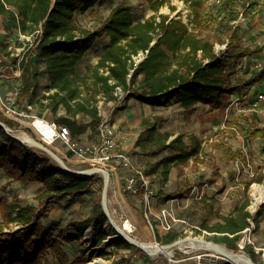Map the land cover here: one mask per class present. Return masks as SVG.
I'll use <instances>...</instances> for the list:
<instances>
[{"label": "trees", "instance_id": "trees-1", "mask_svg": "<svg viewBox=\"0 0 264 264\" xmlns=\"http://www.w3.org/2000/svg\"><path fill=\"white\" fill-rule=\"evenodd\" d=\"M114 1L0 0V17L12 22L22 34L32 35L39 29L43 32L32 55L21 63V100L31 102L34 99L39 87L37 64L43 63L54 92L43 94L37 99L38 106L33 107L52 114L55 117L54 124L68 127L73 139L89 132L96 133L101 121L97 104L86 103L81 99L82 91L72 75H76L79 63L93 48L95 41L107 35L110 39L109 47L98 63L88 70L89 75H94L100 93L107 100H113L116 88L120 87L130 91L127 102L136 99L152 107L171 101L184 109H191L199 103L219 109L231 106V96L239 89L238 85L233 84L231 69L251 54L243 44L239 24L231 23L230 17L236 13L235 7L229 6L228 11L223 12L213 31H209V28L215 15L208 11L204 17L206 7L203 0H191L192 8L187 23L181 15L171 18L170 15L160 13L168 0H147L155 15L144 22H135L131 7L121 4L112 9L97 30L83 29L78 25L77 14H85L97 4H113ZM170 8L176 10L173 6ZM206 17L210 18L208 24ZM6 38V35H0V44ZM225 43L226 49L218 53L216 46ZM140 53L147 54L136 63L134 58ZM62 109L65 114L59 115ZM78 117H88L89 121L81 123ZM0 119L9 128L19 126L12 119L1 115ZM162 122L159 116L144 118L137 146L148 156L171 152L170 156L161 159L152 169L156 172L162 167L163 176L167 179L174 167L197 157L202 147L196 135L174 136L170 131H161L159 127ZM247 134L251 139L264 141V126L251 128ZM226 149V159L229 161L236 160L242 154L240 151ZM41 164H45V161L40 150L11 138L0 127V170L22 185L38 183L44 188L37 196L38 207L23 206L18 200L0 198V213L3 217L0 224V264H48L50 256L58 264H85L87 260L82 250L71 260L64 244L82 243L84 230L93 227L98 243H103L107 238L104 232L107 218L101 199L89 217L69 222L58 238L43 227L42 220L54 202L80 199L90 194L97 177L54 173L46 168V164L44 168ZM258 180L264 182V176L261 175ZM194 189L195 185L187 183L165 194V198L183 199ZM249 205L250 200L247 198L230 215L219 217L221 221L211 226L208 217L202 229L215 234L214 242L224 244L233 251H240L238 241L250 226V219L254 218L248 210ZM261 214L262 209L257 212V216ZM212 215H216L214 211ZM13 224L19 228L14 229ZM179 237L177 231H169L158 238L162 244H169ZM121 246L131 248L127 243ZM243 250L258 264L259 254L252 244L246 245Z\"/></svg>", "mask_w": 264, "mask_h": 264}, {"label": "rangeland", "instance_id": "rangeland-1", "mask_svg": "<svg viewBox=\"0 0 264 264\" xmlns=\"http://www.w3.org/2000/svg\"><path fill=\"white\" fill-rule=\"evenodd\" d=\"M119 3L130 6L136 20H144L153 14L147 0H117L114 4H97L87 13L77 14L76 21L80 27L97 30L110 10ZM229 4L235 6L236 13L230 17V20L231 23L240 24V33L244 38L243 42L248 44L264 42V0H203V5L206 7L204 17L208 11H211L213 16L215 15V20L210 24L209 31H213L216 27L217 20L222 17L223 12L228 11ZM172 6L176 8L175 11L171 10L170 7ZM191 7V0H168V7H163V10L175 17L181 15L188 22L189 17L187 15L190 14ZM209 21L210 18L206 17L207 24ZM0 35L7 36L1 44L2 48L0 50V58L3 59V73L12 75L13 71L18 68L21 69V58L30 55L28 48L32 40L24 37L30 35L23 34L20 37L19 33L16 34L13 28L9 26V20L3 17H0ZM105 43V39L98 40L94 49L79 63L75 72L76 75L72 76L82 91L81 99L86 103H96L99 114L102 117L109 118L113 105L108 100L103 99L104 96L100 93V86L96 84L94 75H89L88 72L104 51ZM218 46L222 45L216 47ZM37 70L39 72L38 90L31 102L26 101L32 107L33 105L38 106L37 99L43 94L54 92L45 65L38 63ZM231 71L233 75H239V77L243 75L241 69L237 67L232 68ZM232 79L234 82H239V79L234 77ZM11 89L12 85L8 82L1 85L0 93L2 97L8 95ZM231 99H233V96ZM134 100L130 109L135 118L134 120H127L129 124L125 122L122 125L124 129L122 131L127 134V140H136V144L130 152H124L130 154L132 158L138 155V165L150 178L154 190L153 213L148 212L149 219H147L142 198L127 192L125 183L120 185L116 178L112 179L111 175L108 204L115 222L122 224L129 221L135 228L131 233L132 236L137 237L139 240L148 238L159 245L164 244L161 243L158 237H163L169 231H177L180 234L178 239L195 237L214 242L213 237L215 234L202 229L204 220L209 217V225H214L221 221L219 217L230 215L248 198L250 200L248 210L254 216L250 219L252 233L244 231L238 245L241 248L240 251L249 257V254L243 248L248 244H252L259 254L258 264H264V254L259 251L260 248L264 249V182L261 183L258 180L261 175L264 176V142L260 139H251L247 134L249 129L261 127L258 117L263 119L264 122V118H261L264 112H261V110L252 111L250 106L252 100L246 96L242 98L234 97L230 109L211 108L204 105L184 109L174 101L163 102L152 107L140 100ZM22 101L25 102V100ZM128 107L129 105L126 103L125 107L121 108L120 111L116 109V111L122 113ZM261 108L264 109V105ZM32 112L31 119L14 120L18 122L19 126L10 128L13 131H22L37 140L40 139L63 159L69 168L77 171L103 168L110 173L115 172V177L116 172L122 169L119 165H117L118 168L114 167L113 164H110L111 162L104 166H96L90 163L89 160L77 158L71 152L67 143L60 140L50 143L44 140L33 127L32 119L38 117L47 121L48 118L55 120V117L48 111H40V108L33 107ZM118 113L112 115L113 121L117 119ZM64 114L65 111L62 109L59 115ZM0 115L9 119L3 114L1 108ZM155 116L163 119L159 127L161 131H170L174 136L178 134L196 135L202 147L201 153L197 157L192 158L186 164L174 167L167 179L163 176L162 167H159L156 172H153L152 169L161 159L170 156L171 152L167 151L156 156H148L145 151L137 146L138 138L142 134V119L145 117L153 119ZM78 120L81 123H86L89 118L78 117ZM52 124L56 126L54 121ZM124 126H127V128ZM91 135L89 139L76 138V141L81 144H79L81 148H85L89 143L95 141L96 133ZM220 147L240 151L242 154L236 160L229 161L226 159L227 149ZM150 149L149 147L148 150ZM40 155L45 161L47 169L54 173L65 172L51 155L43 151H40ZM45 164L40 166L44 168ZM95 176L97 182L92 187L90 194L80 199L64 200L60 203L54 202L50 206L46 218L42 220V225L44 228L49 229L53 236L58 238L66 230L69 222L83 220L92 214L94 206L102 198L104 189V175L98 173ZM187 183L195 185V189L189 196L169 201L165 198V194L172 193ZM43 190L41 184L22 185L0 170V198L6 197L9 201L18 200L23 206L38 207L37 196ZM163 209L168 210L172 215L186 223L175 224L171 230L166 231L161 219L158 218ZM260 209H262V214L257 216ZM213 211L216 215H212ZM2 222L3 217L0 213V224ZM12 227L14 229L19 228L16 224H13ZM68 232H71V230H68ZM104 232L107 238L102 244L98 243L96 230L93 227L84 230L82 243H65L64 249L71 260L75 255H79V251L82 250L87 260L85 264H115L118 262L122 264H224L228 262L210 250L182 249L180 247L175 248L171 256L160 255L155 257L131 244V248H123L122 243L127 242L122 237L117 238L108 221L104 225ZM119 239L122 240L121 243H119ZM221 245L227 247L224 244ZM133 258H135V262H132ZM48 264L58 263L50 256Z\"/></svg>", "mask_w": 264, "mask_h": 264}, {"label": "built area", "instance_id": "built-area-1", "mask_svg": "<svg viewBox=\"0 0 264 264\" xmlns=\"http://www.w3.org/2000/svg\"><path fill=\"white\" fill-rule=\"evenodd\" d=\"M235 24L237 25L238 23L235 22ZM42 34V30L39 29L34 34L28 37L24 36L26 39L32 40L31 45L28 48L30 53L29 56L32 55V50L39 43ZM226 47L227 43L222 44V46L216 47V51L219 53L220 51L225 50ZM1 48L2 46L0 44V50ZM146 54L147 53H140L134 58L135 62L139 63L140 61H142L146 57ZM29 56H27L26 58L22 57L20 60L21 63L22 61L27 60ZM32 57H35V55ZM2 62L3 59L0 58V80L2 79L6 83L8 82L10 83V85H12L11 92L8 95L2 97V94L0 93V108L3 110V114L7 118L12 120L31 119L33 107L27 102H23L20 98V80L23 76L22 67L21 69L18 68L16 71H13L12 75H6L3 73ZM255 71L264 72V64L256 63ZM129 92L130 91H124L120 87L116 88V91L114 93L115 98L113 100H108L109 103L113 105L109 118L102 117L99 114L101 116V121L96 130V139L94 142L89 143L85 148H81L79 143L72 138L71 132L68 127L54 126L53 124H50L55 129V141L60 140L64 143H67L71 149V152L77 158L82 160H89L90 163L96 166H104L110 162H114L115 164L119 165L122 170L126 172V176L124 179L125 190L133 195H138L142 198L145 206L146 216L147 219H149L148 212L153 213L152 201L154 199V190L150 182V178L142 170V167L133 161L130 154L119 149L118 146L120 139V130L116 126V121H113V119L111 118L112 115L114 116L116 112L118 113L121 108L125 107ZM103 99L107 100L105 97ZM262 105H264V92L258 93L252 100L250 106L252 108V111H259L262 109ZM116 109L118 111H116ZM158 218L161 219L166 231L171 230L175 224L186 223L172 215L166 209H163L161 211V214ZM251 225L252 224L250 223V226L245 231L252 233ZM259 251H262V253L264 254L263 248H260Z\"/></svg>", "mask_w": 264, "mask_h": 264}, {"label": "crops", "instance_id": "crops-1", "mask_svg": "<svg viewBox=\"0 0 264 264\" xmlns=\"http://www.w3.org/2000/svg\"><path fill=\"white\" fill-rule=\"evenodd\" d=\"M117 1V0H115ZM114 1V2H115ZM114 4V3H113ZM122 3H119V4H116L112 9H114L115 7H117L118 5H121ZM150 6V4H149ZM166 7H168V4L165 5ZM164 6V7H165ZM229 6L231 7H235L233 4H229ZM192 8V7H191ZM112 9L110 10V12L112 11ZM164 8L162 7L161 10H160V13L161 14H166V15H170L169 13H167L166 11L163 10ZM92 10V9H91ZM150 10L153 12L152 15H150L148 18L144 19V20H136L134 17V21L135 22H144L146 21L147 19H149L151 16L155 15V12L151 9L150 7ZM109 12V14H110ZM131 13H132V10H131ZM108 14V16H109ZM189 15V14H188ZM187 15V16H188ZM77 16V15H76ZM107 16V17H108ZM133 16V14H132ZM105 17V19L107 18ZM171 18L175 17V16H172L170 15ZM184 20V19H183ZM185 21V20H184ZM187 23V21H185ZM238 25V24H237ZM9 26L13 28V30L15 31L16 34L19 33V36H23V34L20 32V30L15 27L10 21H9ZM240 26V24H239ZM100 27V26H99ZM83 29H87V30H91L89 28H84L82 27ZM91 31H94V30H91ZM241 34V33H240ZM242 36V34H241ZM243 38V37H242ZM100 39H105L106 40V43H105V48H104V51L100 54V56L98 57V59L95 61V65L98 63L99 59L101 58V56L104 54V52L106 51V49L109 47L110 45V39L107 35L103 36L102 38H98L96 41H95V44L93 46V48H91L87 54L89 52H91L94 47L96 46L98 40ZM244 39V38H243ZM244 46L247 47L250 51H251V54L249 56H246L238 65H237V68L241 69V74L243 75H240L241 77H239V75H233L234 78L236 79H239V82L236 81L234 82L233 81V84L234 85H238L239 87H241L240 89H238V91H236L232 96H233V99H231L232 102H234V97L236 98H242V97H249L250 100H253L255 98V96L258 94V93H263L264 92V72H256L255 71V65L256 63H262L264 64V42H254V43H246V42H243ZM86 54V55H87ZM85 55V57H86ZM85 57L82 59L84 60ZM81 60V61H82ZM232 77V78H233ZM1 85H5V82L4 80H0V86ZM231 96V97H232ZM133 101H135L134 99H131L129 102H127V104L129 105L128 108H126L125 110H123L124 112H120L118 113V116H117V119L115 120L116 121V126L118 127V129L120 130V139H119V149L122 150V151H127V152H130L133 147H135V144H136V140H133V141H129L127 140L126 136L127 134L124 133L122 130L123 129V126L125 124V122H127V124H129V121L127 120H134V113L132 112V110L130 109L131 107V104H133ZM232 104V103H231ZM199 105H204V106H208V107H211V105H207V104H202V103H199L197 104L195 107L199 106ZM232 107V105L230 106V108ZM151 108V107H150ZM183 108V107H182ZM229 108V109H230ZM261 112H264V109L262 108L261 109ZM264 114V113H263ZM257 116V115H256ZM264 116V115H263ZM263 116H261V118H264ZM145 118H148V117H145ZM144 119V118H143ZM142 119V120H143ZM258 120L260 122L259 125L264 126V122H263V119H260L258 117ZM47 121L49 123H53L54 119H50L48 118ZM129 126V125H128ZM125 128H127V126H124ZM123 132V133H122ZM87 136V137H85ZM91 133H86L84 134L83 136L79 137L81 139H89L90 138ZM129 139V138H128ZM76 141V139H75ZM262 142H264L263 140H260ZM80 144V143H79ZM81 145V144H80ZM264 151V150H263ZM138 156V155H137ZM137 156H134V158H132L137 164L138 163V158ZM137 158V159H136ZM71 161H73V159H71ZM110 164H113L114 167L118 168L117 164H115L114 162H111ZM115 172H111V175H112V179H115L118 180V183L121 185L124 183V179H125V176H126V172L123 171L122 169H120V171L118 170V172H116V177H115ZM169 201V200H168ZM130 252V251H129ZM127 256V255H126ZM132 257V255H131ZM132 262H135V258L132 259ZM142 264H147V263H142Z\"/></svg>", "mask_w": 264, "mask_h": 264}, {"label": "water", "instance_id": "water-1", "mask_svg": "<svg viewBox=\"0 0 264 264\" xmlns=\"http://www.w3.org/2000/svg\"><path fill=\"white\" fill-rule=\"evenodd\" d=\"M0 127H2L5 130V132L8 134V136H10L11 138L18 140V141L22 142L23 144H25L29 147L36 148L40 151H43L46 154L51 155L58 162L59 166L67 174H70V175H73L76 177L93 176V175H96L98 173L103 174L104 175V189H103V194H102V198H101V206H102L103 212L105 213L107 221L110 223L111 226L115 227L116 222H115V220L111 214L110 207L108 204V189H109L110 180H111V173L109 171H106L103 168H92V169H87V170H83V171L73 170V169L69 168L68 165L66 164V162L63 159H61L57 154H55L40 139L37 140V139L30 137V136H28V138L26 140L21 139L1 119H0ZM117 231H119L118 232L119 235H117V238L122 237L124 239V241H126L128 244L134 245V246L138 247L139 249L143 250L144 252H146L152 256L155 255V254H152L151 252H148V250H146L144 248V246L141 245V243L138 240L132 238L131 236L127 235L126 233L121 232L118 229H117ZM190 241L199 242V243H202L204 245H207L209 247V249L212 250V252L220 255L222 258H224L225 260H227L231 264H235V261L238 262V261H243L245 259L247 260L248 264H256L250 256L248 257L242 251L236 252V251L228 249L227 247L221 245L220 243L206 241L205 239H199V238H195V237L181 238V239H178L172 243L164 244V245H160V246L165 250L173 251L175 248L180 247L183 243H187Z\"/></svg>", "mask_w": 264, "mask_h": 264}, {"label": "bare ground", "instance_id": "bare-ground-1", "mask_svg": "<svg viewBox=\"0 0 264 264\" xmlns=\"http://www.w3.org/2000/svg\"><path fill=\"white\" fill-rule=\"evenodd\" d=\"M32 122H34L33 127L38 131V133L40 134V136L45 139L48 142H54L55 141V129L53 128V126L46 120L40 119L38 117H34L32 119ZM14 133L19 136L21 139L26 140L28 138V135L22 131H14ZM112 229L115 231L116 235H119V231L123 233H126L127 235L131 236L132 238L138 240L141 245L144 246V248L146 250H148V252H151L152 254H155L153 256L158 257L160 255H166V256H171L172 255V251L170 250H165L163 249L159 244H156L152 241H150L148 238H144L143 240H139L137 237H134L131 235V233L134 231V226L129 222V221H125L122 224H115V227L112 226ZM180 248L182 249H186V248H192V249H205V250H210L209 247L207 245H204L202 243L199 242H187V243H183ZM247 258V257H246ZM235 264H248L247 260H243V261H235Z\"/></svg>", "mask_w": 264, "mask_h": 264}]
</instances>
